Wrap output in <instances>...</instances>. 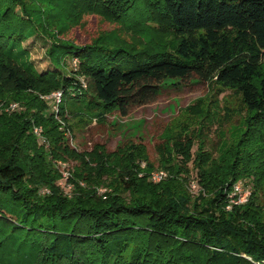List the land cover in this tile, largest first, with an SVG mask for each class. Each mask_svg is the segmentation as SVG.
Returning a JSON list of instances; mask_svg holds the SVG:
<instances>
[{"label":"trees","instance_id":"obj_1","mask_svg":"<svg viewBox=\"0 0 264 264\" xmlns=\"http://www.w3.org/2000/svg\"><path fill=\"white\" fill-rule=\"evenodd\" d=\"M84 12L121 31L74 44L66 34ZM37 34L51 40L55 70L27 60L21 43ZM67 57L79 61L68 75ZM166 79L239 96L243 130L219 159L202 142L192 152L189 124L167 129L159 183L142 145L109 154L68 144L63 121L125 114L155 100ZM56 91L61 102L50 110L42 96ZM12 102L21 109L7 111ZM202 106L184 109L192 123ZM57 160L76 161L71 177ZM244 177L248 202L226 210L225 185ZM0 264H264V0H0Z\"/></svg>","mask_w":264,"mask_h":264},{"label":"rangeland","instance_id":"obj_2","mask_svg":"<svg viewBox=\"0 0 264 264\" xmlns=\"http://www.w3.org/2000/svg\"><path fill=\"white\" fill-rule=\"evenodd\" d=\"M81 16L80 23L72 26L66 34V39L73 41L76 45L82 46L89 43L103 33L121 31L118 24L104 20L98 13L84 12ZM50 45L51 40L41 34L32 36L21 43V47L26 49L28 54L27 60L40 73L55 70L54 64L59 62L58 60L53 62L47 56ZM78 63L79 61L76 58L67 57L65 65L61 66L63 74H71V71L77 68ZM78 80L85 87L90 83V78L86 76H82ZM233 92L215 83L195 79L187 82L180 79H166L159 85L158 95L150 103L132 104L125 114L116 110L107 115L102 122L97 119L90 122L86 118L80 119L85 122L82 123L76 122L78 118H76V121L71 118L63 121L64 123H61L60 128L66 129V132H64L68 144L78 151H92L96 145H103L105 151L110 154L117 152L121 147L128 144L142 145L149 161L156 166V169L149 175V180L153 183H159L168 176L166 170L158 168L161 156L159 149L165 144L164 135L167 129L178 131L185 124H189L188 133L192 134V139L195 142L192 152H195L197 145L202 142L204 150L209 152V155L215 160L219 159L224 146L232 144L237 133L243 130L242 121L245 115L239 96ZM46 96L49 95H44L42 98L49 109L53 110L52 99L48 100L45 98ZM197 100H201L203 110L201 107V110L196 113L197 115H194L195 120L192 123L190 114L193 113L185 112L184 109L196 103ZM17 104L19 106L17 110L21 109L20 103ZM204 112L208 116H205ZM199 126L202 128L200 135L197 133ZM36 135L40 143L47 145L42 133ZM76 164L75 160H69L68 162L57 160L55 165L60 170L62 177L68 179L71 177L72 167H75ZM145 164L143 162V167ZM189 165L191 167V163ZM158 172H163L166 176L162 180H154L153 174ZM189 176V185L191 186H188V191L195 197L199 195L200 186L197 184L196 171L192 167ZM104 179H106V176H104ZM59 184L66 185L64 192L70 194L71 184H65L62 180ZM193 184L196 186L195 188L192 187ZM44 191L49 192L47 189H44ZM103 191L104 189L99 190V192ZM228 191L229 186L226 184L224 190V193H226L225 209L231 210L233 206L229 207ZM7 262L9 260L4 261V263Z\"/></svg>","mask_w":264,"mask_h":264},{"label":"built area","instance_id":"obj_3","mask_svg":"<svg viewBox=\"0 0 264 264\" xmlns=\"http://www.w3.org/2000/svg\"><path fill=\"white\" fill-rule=\"evenodd\" d=\"M61 97H62V91H56L53 92L51 95L46 96V99H52V103H53V110H57V106L58 104L61 102ZM19 108L17 103H11L8 107H7V111H12V110H17ZM34 132L38 135H40L41 133V129L35 128ZM166 174L163 172H158L153 174V179L154 180H162L163 177H165ZM153 180V181H154ZM191 185H189L190 187ZM193 188H195L196 186L193 184L192 185ZM251 196V187L250 185L247 183L246 180L244 179H239L235 182H233L230 186H229V191L227 193V199L229 202V207H232L234 205H240L243 204L245 202L248 201V199Z\"/></svg>","mask_w":264,"mask_h":264}]
</instances>
